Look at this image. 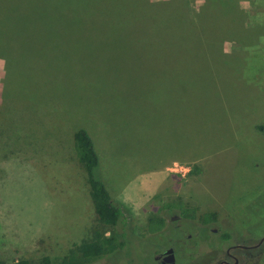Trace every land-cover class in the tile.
<instances>
[{
  "label": "rangeland",
  "instance_id": "rangeland-1",
  "mask_svg": "<svg viewBox=\"0 0 264 264\" xmlns=\"http://www.w3.org/2000/svg\"><path fill=\"white\" fill-rule=\"evenodd\" d=\"M1 6L14 8L30 32L18 35L34 37L11 40V27L0 29V49L44 64L36 89L10 72L2 80L0 264H41L43 256L60 264L89 235L93 208L72 148L80 127L93 141L99 178L126 215L104 229L123 232V247L86 264H158L153 256L168 247L177 264H216L227 245L264 236V131L257 128L264 124V0ZM56 115L63 122L44 123ZM171 160L187 171L170 170ZM173 200L216 219L201 228L197 217L161 209ZM149 216H162L163 227L149 232ZM262 247L231 252L248 254L240 264H264Z\"/></svg>",
  "mask_w": 264,
  "mask_h": 264
},
{
  "label": "trees",
  "instance_id": "trees-1",
  "mask_svg": "<svg viewBox=\"0 0 264 264\" xmlns=\"http://www.w3.org/2000/svg\"><path fill=\"white\" fill-rule=\"evenodd\" d=\"M2 8L1 6L0 16L8 17V20L6 18L4 20L0 19L2 23L0 29L8 34V29L11 27L12 31H10L13 32V35L9 37L11 40H17L13 38L15 36L18 38V34L22 31L28 33V28H25L23 20L20 19L21 17L18 18L17 15L13 14L16 12H14V8L7 9V11L2 10ZM5 30L8 31L5 32ZM257 128L264 131V124L257 125ZM72 148L86 176L88 194L93 208V224L87 237L81 238L67 249L66 254L61 258L60 264H86L123 247L125 244L123 232L111 231L105 233L104 229L118 225L123 218L126 219V215L122 212L119 204L113 203L106 187L98 176V156L93 141L84 128L80 127L72 132ZM194 170H196L195 167L192 168V171ZM161 209L166 211L175 210L180 216L186 218L197 217L203 223L214 221L217 216L215 212L197 215L195 206H186L179 200L164 202ZM146 222L147 230L154 232L163 227L164 218L162 216H149ZM228 236L229 234L226 232L220 234L222 239H226ZM262 244L264 250V243ZM16 264H27V261L21 259ZM41 264H49L47 256L41 258Z\"/></svg>",
  "mask_w": 264,
  "mask_h": 264
},
{
  "label": "crops",
  "instance_id": "crops-1",
  "mask_svg": "<svg viewBox=\"0 0 264 264\" xmlns=\"http://www.w3.org/2000/svg\"><path fill=\"white\" fill-rule=\"evenodd\" d=\"M21 36V37H20ZM21 41L23 40H30L31 38H33L34 36L32 35H27L24 39V35H19ZM36 59L31 62L28 63L27 60V55H23L21 52L18 51H7V49H0V100L3 99L2 97V88H3V84H2V80L5 76V74L7 72H10L11 75H15L16 79H17V83L23 84V87H25L26 89H36L33 87V85L37 82L36 77L39 79V75H38V71L39 69L43 66L44 64V60L40 57H35ZM30 73L32 74L31 79L30 78H24V75ZM29 75V74H28ZM30 76V75H29ZM40 79L38 81V83L36 84L37 87L40 84ZM16 83V84H17ZM1 103V102H0ZM63 115L60 116H54L53 118L50 117L48 119H44V123L46 122H53V123H61L63 122ZM45 117H47L45 115ZM51 121V122H50ZM54 127L51 126V129H53ZM173 161H178V160H171V162Z\"/></svg>",
  "mask_w": 264,
  "mask_h": 264
},
{
  "label": "flooded vegetation",
  "instance_id": "flooded-vegetation-1",
  "mask_svg": "<svg viewBox=\"0 0 264 264\" xmlns=\"http://www.w3.org/2000/svg\"><path fill=\"white\" fill-rule=\"evenodd\" d=\"M174 217H176V216L173 215L171 218H174ZM180 217H182V216H180ZM182 218H186V217H182ZM186 219L189 220L190 218H186ZM207 224H208V222L207 223L199 222L197 225L200 226L201 228H204ZM211 230L214 231V229H211ZM229 237L230 236H228L226 239H222L221 238V240L227 241L229 239ZM262 242L260 244H262ZM239 245H244L245 247H239ZM248 246L249 245H246V244H231V245H227L226 248H225V250H224V256L223 257H220L216 261V264H240L241 263V258L245 257L246 259H248V254L246 255V254H243L242 253L241 256L239 257V256H237V254H234L233 252H231V249H234V248H238V249L251 248V247H248ZM163 251L160 252V253H158V254H156V255H158V257L156 259L154 258L155 255L153 256V258L158 262V264H160V261L162 260V258L164 256ZM172 251H173V249H172ZM173 255H174V251H173ZM167 263H168L167 261H164V264H167ZM174 264H177V261L175 259V256H174Z\"/></svg>",
  "mask_w": 264,
  "mask_h": 264
},
{
  "label": "water",
  "instance_id": "water-1",
  "mask_svg": "<svg viewBox=\"0 0 264 264\" xmlns=\"http://www.w3.org/2000/svg\"><path fill=\"white\" fill-rule=\"evenodd\" d=\"M264 240V236L261 237L259 240H257L255 243L249 245L248 247L255 248L257 247L262 241ZM239 247H245L244 245H239ZM164 256L162 260L160 261V264H164V261H167V264H174V255L172 248L169 247L163 251ZM158 255H155L154 258L156 259Z\"/></svg>",
  "mask_w": 264,
  "mask_h": 264
},
{
  "label": "built area",
  "instance_id": "built-area-1",
  "mask_svg": "<svg viewBox=\"0 0 264 264\" xmlns=\"http://www.w3.org/2000/svg\"><path fill=\"white\" fill-rule=\"evenodd\" d=\"M170 170L178 172L180 174H184V172L187 171V167H182L181 165H178V163L173 162Z\"/></svg>",
  "mask_w": 264,
  "mask_h": 264
}]
</instances>
